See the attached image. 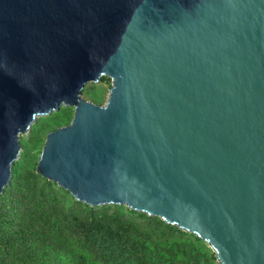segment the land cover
<instances>
[{
    "label": "water",
    "instance_id": "1",
    "mask_svg": "<svg viewBox=\"0 0 264 264\" xmlns=\"http://www.w3.org/2000/svg\"><path fill=\"white\" fill-rule=\"evenodd\" d=\"M101 76L98 105L81 89ZM61 106L35 173L264 264V0H0V192Z\"/></svg>",
    "mask_w": 264,
    "mask_h": 264
},
{
    "label": "trees",
    "instance_id": "2",
    "mask_svg": "<svg viewBox=\"0 0 264 264\" xmlns=\"http://www.w3.org/2000/svg\"><path fill=\"white\" fill-rule=\"evenodd\" d=\"M106 85V76L85 83L81 96L100 105ZM71 117L61 106L19 136L0 192V264H218L190 232L123 204L88 205L35 173L45 134Z\"/></svg>",
    "mask_w": 264,
    "mask_h": 264
},
{
    "label": "rangeland",
    "instance_id": "3",
    "mask_svg": "<svg viewBox=\"0 0 264 264\" xmlns=\"http://www.w3.org/2000/svg\"><path fill=\"white\" fill-rule=\"evenodd\" d=\"M106 86H107V85H106ZM106 86H104V88H105ZM107 88H108V86H107ZM97 93H100V91H97ZM106 95H107V89H106V90L104 89L102 103H104V101H105V98H106ZM20 135H21V134H20ZM20 135H19V136H20ZM207 246H208V245H207Z\"/></svg>",
    "mask_w": 264,
    "mask_h": 264
}]
</instances>
